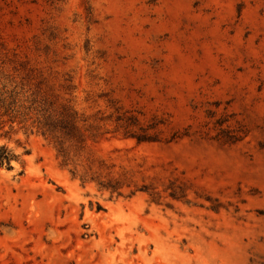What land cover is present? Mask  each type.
I'll return each mask as SVG.
<instances>
[{
	"label": "rangeland",
	"instance_id": "rangeland-1",
	"mask_svg": "<svg viewBox=\"0 0 264 264\" xmlns=\"http://www.w3.org/2000/svg\"><path fill=\"white\" fill-rule=\"evenodd\" d=\"M0 85V264H264V0H0Z\"/></svg>",
	"mask_w": 264,
	"mask_h": 264
},
{
	"label": "trees",
	"instance_id": "trees-1",
	"mask_svg": "<svg viewBox=\"0 0 264 264\" xmlns=\"http://www.w3.org/2000/svg\"><path fill=\"white\" fill-rule=\"evenodd\" d=\"M17 102V93L12 89H7L6 85H0V137L10 138L12 133L16 132L14 124L22 125L21 127L25 125L24 113L21 111L25 107L17 104ZM13 157L6 145L1 144L0 166L5 163L10 167L9 163Z\"/></svg>",
	"mask_w": 264,
	"mask_h": 264
}]
</instances>
